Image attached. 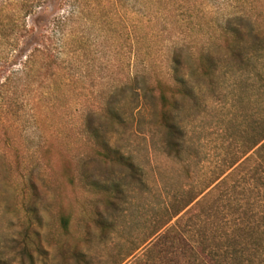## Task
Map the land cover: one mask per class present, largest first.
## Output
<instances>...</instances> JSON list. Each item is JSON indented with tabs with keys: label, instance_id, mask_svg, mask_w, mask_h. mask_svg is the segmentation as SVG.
Instances as JSON below:
<instances>
[{
	"label": "rangeland",
	"instance_id": "1",
	"mask_svg": "<svg viewBox=\"0 0 264 264\" xmlns=\"http://www.w3.org/2000/svg\"><path fill=\"white\" fill-rule=\"evenodd\" d=\"M27 2L39 6L26 16ZM72 5L84 18L70 20L60 65L35 69L26 93L25 55ZM227 27L247 32L241 58L224 49ZM249 27L262 35L264 0H0V260L185 264L173 214L243 154L264 115V43ZM173 46L193 90L176 118L177 157L163 152L135 78L167 70ZM203 51L214 70L196 77ZM93 134L131 166L97 159Z\"/></svg>",
	"mask_w": 264,
	"mask_h": 264
},
{
	"label": "trees",
	"instance_id": "2",
	"mask_svg": "<svg viewBox=\"0 0 264 264\" xmlns=\"http://www.w3.org/2000/svg\"><path fill=\"white\" fill-rule=\"evenodd\" d=\"M79 1L82 0H61L62 3L78 2V5ZM37 5L27 2L24 5L26 16ZM72 7L68 15L54 18L52 27L46 33H37L36 46L25 55L22 71L26 93L37 90L29 87L30 78L40 75L33 73L35 69L39 71L40 68L60 65L57 51L71 34L70 20L75 14H78L75 17L79 20L84 18L83 10H79L78 6ZM33 30V27L25 25V37ZM223 30L221 38L224 49L233 58H241L247 32L228 27ZM260 33V29L249 27L248 36L256 45L264 43V31L262 35ZM181 52L180 47L173 46L168 69L154 73L152 78L145 72L135 74L136 82L141 83V95L154 104L155 120L162 130L163 152L174 157L180 155L183 141L177 114L183 103L193 95L182 71ZM36 63L40 65L36 66ZM196 63L191 74L193 76L208 77L214 70L213 61L205 51L200 52ZM110 118L114 120L115 116L112 114ZM257 125L256 138L243 154L205 189L185 200L173 214L172 218L182 212L169 232L177 228L181 233L193 231L192 234L182 233L174 238L179 242V254L185 264H264V115ZM93 144L97 159L131 166L125 157L95 134ZM240 179L241 190L234 192ZM228 188L230 192H226ZM66 225L67 219L63 218V226ZM190 227L195 228L190 230ZM0 264L5 262L0 260Z\"/></svg>",
	"mask_w": 264,
	"mask_h": 264
}]
</instances>
